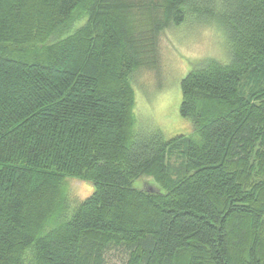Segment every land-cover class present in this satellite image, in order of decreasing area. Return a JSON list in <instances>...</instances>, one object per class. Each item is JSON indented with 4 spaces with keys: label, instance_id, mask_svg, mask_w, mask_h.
Segmentation results:
<instances>
[{
    "label": "trees",
    "instance_id": "trees-1",
    "mask_svg": "<svg viewBox=\"0 0 264 264\" xmlns=\"http://www.w3.org/2000/svg\"><path fill=\"white\" fill-rule=\"evenodd\" d=\"M195 16L218 21L228 59L181 82L194 133L136 137L134 76ZM67 179L93 194L70 198ZM111 248L264 264V0H0V264H105Z\"/></svg>",
    "mask_w": 264,
    "mask_h": 264
},
{
    "label": "rangeland",
    "instance_id": "rangeland-1",
    "mask_svg": "<svg viewBox=\"0 0 264 264\" xmlns=\"http://www.w3.org/2000/svg\"><path fill=\"white\" fill-rule=\"evenodd\" d=\"M216 26L203 23L202 16H195L192 22L170 27L161 34L158 68L141 70L133 80L136 89V137L158 131L168 140L180 135L189 137L194 133L192 122L180 114L181 82L205 59L214 58L222 62L228 59L224 30ZM65 185L70 198L72 195L84 200L94 192L90 183L77 179H67ZM153 185L150 178L134 184L136 188L146 190H152ZM105 258V264H125L127 253L123 248H111Z\"/></svg>",
    "mask_w": 264,
    "mask_h": 264
}]
</instances>
